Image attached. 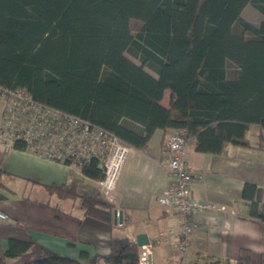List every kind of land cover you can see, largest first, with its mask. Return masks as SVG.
Here are the masks:
<instances>
[{
	"label": "trees",
	"instance_id": "1",
	"mask_svg": "<svg viewBox=\"0 0 264 264\" xmlns=\"http://www.w3.org/2000/svg\"><path fill=\"white\" fill-rule=\"evenodd\" d=\"M247 4L261 13L258 23L242 16ZM132 19L139 22L135 32ZM0 86L23 88L36 102L101 126L136 149L155 129H184L196 150L222 155L229 144L250 146L251 125L258 129L255 147L264 148V0H0ZM76 166L95 180L104 177L96 158ZM76 184L49 190L79 196L88 216L111 223L114 203L78 194ZM259 190L245 182L242 195L250 199V215L264 220ZM31 247L21 238L5 248L0 243V264ZM19 264L82 263L50 254ZM91 264H139V247L111 236L109 252ZM227 264H264V253L255 262L242 247Z\"/></svg>",
	"mask_w": 264,
	"mask_h": 264
},
{
	"label": "crops",
	"instance_id": "2",
	"mask_svg": "<svg viewBox=\"0 0 264 264\" xmlns=\"http://www.w3.org/2000/svg\"><path fill=\"white\" fill-rule=\"evenodd\" d=\"M162 104H168L167 94ZM171 131L163 134L155 129L142 149L129 146L109 190L76 165L0 142V210L9 216L0 221V243L5 248L10 238L32 242L27 253L8 259V263L56 254L91 264L96 255L109 252L111 236H127L134 242L140 232L149 239L150 264L154 258L162 259L163 264L223 263L235 259L242 247L249 248L253 260L258 261L264 253V220L250 215V199L242 195L244 183H254L260 188L258 206L264 207V148L255 147L257 127L250 126L252 137L247 132L250 146L229 144L222 155L200 152L195 143L188 144L186 158L194 170L191 193L216 207L195 213L199 227L183 252L175 247L179 217L159 202L170 180L165 157ZM73 179L78 194L110 199L114 209L121 211V221L109 223L88 216L79 196L60 198L49 190L50 185Z\"/></svg>",
	"mask_w": 264,
	"mask_h": 264
},
{
	"label": "built area",
	"instance_id": "3",
	"mask_svg": "<svg viewBox=\"0 0 264 264\" xmlns=\"http://www.w3.org/2000/svg\"><path fill=\"white\" fill-rule=\"evenodd\" d=\"M15 140H24L26 150L68 165L96 158L104 172L99 184L105 190L114 186L129 151V146L109 130L38 103L23 88L0 86V142L13 146ZM187 146L186 131L172 129L167 136L165 157L170 180L159 196V202L179 217L175 247L182 252L189 246L192 232L199 227L195 213L216 207L191 193L194 170L186 158ZM8 217L0 210V221H7ZM138 247L139 264H150V244Z\"/></svg>",
	"mask_w": 264,
	"mask_h": 264
},
{
	"label": "rangeland",
	"instance_id": "4",
	"mask_svg": "<svg viewBox=\"0 0 264 264\" xmlns=\"http://www.w3.org/2000/svg\"><path fill=\"white\" fill-rule=\"evenodd\" d=\"M242 16L251 21L252 23H258L260 17H261V13L259 11H257L255 8H253L251 5L247 4L244 6V8L242 9ZM139 26V22L138 20H135V19H132L130 21V29L132 30V32H135L136 29L138 28ZM125 55L131 59L132 61H134L135 63H139V60L137 58H135L134 56H132L130 53L126 52ZM229 64V63H228ZM229 70H235V67L233 64H229ZM148 71H150L152 74L153 72L146 68ZM248 136L249 137H252V134L250 132H248ZM235 259H232L231 262H233ZM162 259H156L154 258V264H163L162 263ZM228 262H223V264H227Z\"/></svg>",
	"mask_w": 264,
	"mask_h": 264
},
{
	"label": "water",
	"instance_id": "5",
	"mask_svg": "<svg viewBox=\"0 0 264 264\" xmlns=\"http://www.w3.org/2000/svg\"><path fill=\"white\" fill-rule=\"evenodd\" d=\"M118 221H121V211H117L116 209L113 210V222L117 223ZM136 240L133 242L138 246H141L142 244H148L149 239L146 235V233L140 232L136 234Z\"/></svg>",
	"mask_w": 264,
	"mask_h": 264
}]
</instances>
